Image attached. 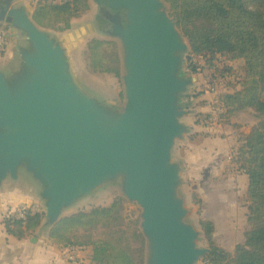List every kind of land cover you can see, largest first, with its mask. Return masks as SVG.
Returning a JSON list of instances; mask_svg holds the SVG:
<instances>
[{"label":"water","instance_id":"obj_1","mask_svg":"<svg viewBox=\"0 0 264 264\" xmlns=\"http://www.w3.org/2000/svg\"><path fill=\"white\" fill-rule=\"evenodd\" d=\"M93 1L125 11L126 25L111 34L120 47L124 108L88 93L62 43L25 6L9 7L7 22L30 50L21 56L20 77L0 70V183L23 169L40 187L48 228L81 199L118 184L141 208L145 264H195L206 249L186 221L183 169L172 157L187 134L180 120L188 112L176 102L188 85L177 75L186 42L163 0Z\"/></svg>","mask_w":264,"mask_h":264},{"label":"trees","instance_id":"obj_2","mask_svg":"<svg viewBox=\"0 0 264 264\" xmlns=\"http://www.w3.org/2000/svg\"><path fill=\"white\" fill-rule=\"evenodd\" d=\"M169 7V17L187 43L180 53L185 69L198 73L203 59L210 78H221L229 92L219 91L223 118L251 109L258 123L233 147L232 163L247 177L245 203L247 207L244 242L232 253L213 242L214 224L201 219L205 235L204 264H264V0H163ZM90 10L89 0H37L32 20L42 29L63 33L71 22ZM85 65L93 74L121 72V54L113 40L90 39L83 50ZM182 59L180 64L182 65ZM239 62V75L232 64ZM180 71V65L178 72ZM179 73H177L178 75ZM179 76V75H178ZM235 80V83H231ZM177 94V105L188 111V99ZM208 114L196 113L197 126H207ZM209 134H192L190 142ZM26 207L24 218L4 217L2 226L7 236L26 238L41 223L43 215L31 213ZM122 198L117 197L107 207L93 206L89 210L64 216L48 228L50 243L70 253L90 250L89 264H144L145 241L140 232L139 218L125 220ZM14 217V216H13Z\"/></svg>","mask_w":264,"mask_h":264},{"label":"rangeland","instance_id":"obj_3","mask_svg":"<svg viewBox=\"0 0 264 264\" xmlns=\"http://www.w3.org/2000/svg\"><path fill=\"white\" fill-rule=\"evenodd\" d=\"M4 1L9 3V7L13 8L25 6L31 13L32 18L33 7L37 0ZM89 3L90 10L78 20H74V25L68 31L56 33L50 29L44 30H46L51 37L55 38L57 41L61 42L62 40L66 44L67 48L65 46L63 47L68 53L73 73L79 84L88 91V93L98 98L101 103L105 105L109 104L114 109L122 110L126 101L122 81V69L119 76L115 77L110 74H93L85 65L83 50L86 43L90 39L96 37H103L106 40L111 39L109 26L106 24L107 21L104 20L97 11L94 1L89 0ZM0 30H4L7 33V36H9L8 46L0 55V70L11 75L12 72L17 71L18 68L21 67L20 64L22 61L20 52H23L22 50L28 52L30 47L26 41L25 34L14 28L11 23L0 21ZM65 35H71V38H65ZM116 44L119 47L117 42ZM185 57L186 55L183 54L181 57L182 62ZM194 62L196 64L198 63L200 66L198 73L191 74L188 72L185 69L184 62L182 65L180 64V71L178 72V77L180 79L188 81V85L182 96V101H186L188 96L191 97L188 99L189 109L188 111L186 110L188 113L180 120L183 125H186L187 134L182 140H177L175 142L172 153L173 160L180 163L183 169L182 185L179 194L184 198L185 206L190 211L186 217V221L192 224L200 233L197 246L202 249H207L205 235L199 222L201 219L210 220L213 222L215 229L213 242L227 252L232 253L236 245L244 242L243 233L246 228V216L248 213L246 203L244 202L247 178L244 174L237 171L235 165L232 163V150L233 146H237L239 140L242 139L243 136L250 133L251 129L258 123L259 119L255 114L253 115L252 112L247 111L244 112L241 117L243 122L238 120L234 123L235 125H228V123H224V121H216V123H214V132L211 134V139L220 144H218L217 147L211 143L210 146H205L204 148H195V150L193 148V151L188 154L191 158H183L185 150L191 146H188L187 144L190 143L188 136L192 135V127L190 125H192L191 121L193 124L196 121L195 114L192 115V113H194V110H203L202 106L198 104H203L205 102L202 101L203 99L199 94L200 86L209 78L205 71L203 59L196 58L194 59ZM232 66L234 72L239 75L241 67L240 63H234ZM233 83H235V80L231 85ZM226 86L227 84L224 82L219 84L216 89L219 88V91L226 90L225 92H229V90H227L228 87L226 88ZM201 139V137H197L196 141H200ZM196 150H201V152ZM211 156H213V158ZM190 160L193 165H197V167H195V171H197L199 175L197 177L198 180H196L199 181L197 186H195V183L193 184V180L188 173L184 174V172H187V168L190 169ZM183 161L186 162L187 166ZM2 182L0 183V197L2 196L1 190L6 189L2 187ZM6 184H8V188L17 186L33 195V199H30L27 202H34L35 206H31L28 210L32 214L40 213L43 217L38 228L31 232L27 237H45L48 232V227L44 219V204L39 196L40 187L24 172L23 169L19 170L17 179L12 180L8 177L6 179ZM117 197L122 198L124 209L123 215L125 216V220L139 218L141 222V208L135 202H130L122 196L118 184L105 186L91 196L81 199L72 207L64 210L63 217L79 211L89 210L93 206L107 207ZM2 210L3 213L0 212L1 220H3L4 217L14 218L16 220L24 218V214L18 216V213L17 216H15L13 213H8L7 208ZM144 247L146 259V241ZM73 256V262L75 264H89L90 253L88 249L77 250L76 254H73ZM202 257L199 258L195 264H204L203 261H201Z\"/></svg>","mask_w":264,"mask_h":264},{"label":"crops","instance_id":"obj_4","mask_svg":"<svg viewBox=\"0 0 264 264\" xmlns=\"http://www.w3.org/2000/svg\"><path fill=\"white\" fill-rule=\"evenodd\" d=\"M79 19V18H78ZM74 19V20H78ZM73 20V21H74ZM73 21L71 22V27L74 25ZM65 38L69 37L71 38V35H65ZM61 39V38H60ZM96 39L99 40H106L103 37H96ZM111 40V39H108ZM62 45L66 46V44L61 40ZM69 51V50H68ZM6 56V55H5ZM72 61V59H71ZM72 63V62H71ZM111 75V74H110ZM201 80V79H200ZM219 91L217 92L218 95ZM202 97V101L206 102L212 99L213 96L206 95V94H201L199 93ZM203 104H198L201 105L203 110L195 111L192 113V115L196 113H202V114H207L209 112V109L206 106V103ZM250 111L254 115L255 113L251 109H245L240 112H236L231 118H223L221 115L219 117L218 121H224V123H228V125H235L234 123L238 120H241L242 115L244 112ZM196 112V113H195ZM216 123V122H215ZM190 125L192 127V134H209L207 137H202L200 141H194L187 143L189 148L185 150L183 158H191L188 154L193 151V148L199 149V148H204L205 146H210L211 143L212 145H215V147L220 144L219 142L212 140V133L214 132L213 127L215 126L214 124L212 125H207V126H197L193 124L191 121ZM186 126V125H185ZM234 147V146H233ZM201 152V150H196ZM210 156V155H209ZM213 158V156H211ZM185 165L187 166L186 162L183 161ZM197 165H193L190 160V169L187 168V172H184V174L188 173L189 176L193 180V184L195 183V186L199 184L198 180V172L195 171ZM247 178V177H246ZM7 179V178H6ZM6 179L3 180L2 182V187L6 188L5 190H1L2 196L0 197V212L3 213L2 209L7 208L8 213L15 216L22 215V211L29 206H35L34 202H27L30 199H33V195L29 194L27 191L23 190L20 187L13 186V187H7L8 184H6ZM6 212V213H7ZM7 213V214H8ZM1 217H0V264H74L72 262H69L66 260L65 252L66 249H60L57 246H54L50 243L48 239V233L46 234L45 237L41 238H33V237H26L23 239H17L13 236H7L3 230V226L1 223ZM81 250V249H80ZM90 253V250H88Z\"/></svg>","mask_w":264,"mask_h":264},{"label":"built area","instance_id":"obj_5","mask_svg":"<svg viewBox=\"0 0 264 264\" xmlns=\"http://www.w3.org/2000/svg\"><path fill=\"white\" fill-rule=\"evenodd\" d=\"M54 1H61V0H54ZM9 43V36H7V33L4 30H0V55L4 52V50L7 48ZM204 64V62H203ZM222 83V79L221 78H208V80H205L204 83L200 86V93L201 94H206V95H210L213 96L212 99L210 98V100L207 101L206 99V106L209 109V112L207 113V120H206V124L207 125H212L214 124L216 121L219 120L220 115L222 114V106H221V102L218 98L217 92L219 90L216 89L217 86H219V84ZM22 216V215H19ZM76 250H73L71 253L66 250L65 252V256H66V260H68L69 262H73L74 260V256L73 254H76ZM75 264V263H74Z\"/></svg>","mask_w":264,"mask_h":264},{"label":"flooded vegetation","instance_id":"obj_6","mask_svg":"<svg viewBox=\"0 0 264 264\" xmlns=\"http://www.w3.org/2000/svg\"><path fill=\"white\" fill-rule=\"evenodd\" d=\"M97 11L100 13V15L104 18V20L107 21V25L109 26L110 29V34L113 33V27L118 24L119 22H121V24L123 26L126 25V23L124 22V14L125 11L121 10V11H116L113 10L111 8H109L107 6V3L104 1H101L99 5H97L94 2ZM8 8H9V3L2 0L0 1V21H6L8 19ZM8 23V22H7ZM29 48V47H28ZM23 52H20V56H22L24 53H26V51L22 50ZM20 68H18L17 71L12 72V74L10 75V77L12 79H16L18 77H20L23 73H24V67H23V63L20 64Z\"/></svg>","mask_w":264,"mask_h":264}]
</instances>
